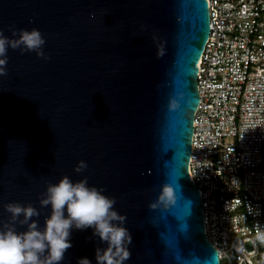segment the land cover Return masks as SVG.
<instances>
[{"label": "water", "instance_id": "95a60500", "mask_svg": "<svg viewBox=\"0 0 264 264\" xmlns=\"http://www.w3.org/2000/svg\"><path fill=\"white\" fill-rule=\"evenodd\" d=\"M33 29L40 49L9 43L0 57V231H43L41 201L67 177L114 199L124 264H220L189 174L207 0H0L4 38ZM9 203L37 215L13 220ZM93 231L71 229L59 264H97L107 242Z\"/></svg>", "mask_w": 264, "mask_h": 264}, {"label": "built area", "instance_id": "2783aa9c", "mask_svg": "<svg viewBox=\"0 0 264 264\" xmlns=\"http://www.w3.org/2000/svg\"><path fill=\"white\" fill-rule=\"evenodd\" d=\"M190 178L220 264H264V0H207Z\"/></svg>", "mask_w": 264, "mask_h": 264}, {"label": "clouds", "instance_id": "9594fccd", "mask_svg": "<svg viewBox=\"0 0 264 264\" xmlns=\"http://www.w3.org/2000/svg\"><path fill=\"white\" fill-rule=\"evenodd\" d=\"M16 48L23 44L28 50L40 49L44 44L41 33L22 30L20 38L9 42L0 33V57L6 52V45ZM43 55V53H39ZM5 59H0V66ZM0 74L3 69L0 68ZM85 165L81 162L80 167ZM80 168H77L79 171ZM161 200L172 202L174 193L171 187L163 189ZM42 205H51L52 212L47 218L43 231L38 230L36 222L28 225L24 233H17L9 228L0 231V264H59L63 260L67 249L72 247L70 240L71 229L84 230L93 228V235H98L107 242V248L96 250L97 264H124L129 257L126 243L130 242V235L124 227L113 223H123L124 217L113 210L114 199H110L95 187H89L86 180L73 183L69 178H62L59 183L49 185L47 196L41 201ZM6 210L12 214L13 220L23 214L24 221L37 215L31 207L9 203ZM256 238L264 241V229L257 226ZM47 252L44 259L42 255ZM77 264H91L87 257L78 259Z\"/></svg>", "mask_w": 264, "mask_h": 264}, {"label": "bare ground", "instance_id": "6f19581e", "mask_svg": "<svg viewBox=\"0 0 264 264\" xmlns=\"http://www.w3.org/2000/svg\"><path fill=\"white\" fill-rule=\"evenodd\" d=\"M198 63H199V61H198Z\"/></svg>", "mask_w": 264, "mask_h": 264}]
</instances>
